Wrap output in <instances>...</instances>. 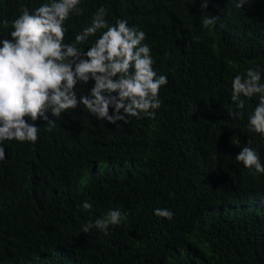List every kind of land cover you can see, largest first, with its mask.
Instances as JSON below:
<instances>
[{"label":"trees","instance_id":"trees-1","mask_svg":"<svg viewBox=\"0 0 264 264\" xmlns=\"http://www.w3.org/2000/svg\"><path fill=\"white\" fill-rule=\"evenodd\" d=\"M46 2L0 0V21L17 18L21 4ZM237 2L207 0L202 10L201 0H81L66 42L101 6L109 23L123 18L145 31L153 68L168 79L162 107L155 119L128 117L119 128L83 112H48L56 126L35 121V144L4 141L0 264H264V174L235 159L250 142L264 163V135L248 131L259 95L242 97L244 109L231 100L237 73L259 66L264 83V0ZM202 15L220 19L203 29ZM93 82L78 84L77 96ZM113 209L126 219L107 235L80 233Z\"/></svg>","mask_w":264,"mask_h":264},{"label":"clouds","instance_id":"clouds-1","mask_svg":"<svg viewBox=\"0 0 264 264\" xmlns=\"http://www.w3.org/2000/svg\"><path fill=\"white\" fill-rule=\"evenodd\" d=\"M246 2L238 0L235 7L242 8ZM80 4L81 0H49L35 9L21 4L17 18L0 21V27L10 28L0 35V161L6 158L4 141L37 142L39 129L34 122L38 119L47 121L48 131L55 128L48 112L56 118L83 112L119 128L117 122L129 123L128 117L155 119L156 110L162 107L159 93L168 79L158 76L153 68L151 47L143 43L145 31L130 27L123 18L109 23L108 10L101 6L74 40L66 42V22L71 14H82ZM207 6V0H201V9ZM219 19L202 15V28H215ZM89 38L94 41L86 51ZM261 79L259 66L237 73L231 81V100L237 109H244L242 97L259 95L248 117V131L264 135ZM90 80L94 85L89 93L78 97L77 85ZM110 107L114 110L111 115ZM229 115L241 117L242 113L230 111ZM249 145L242 147L235 159L254 175L264 174L257 149ZM81 207L91 210L93 205L85 200ZM154 215L172 220L174 214L157 208ZM125 219L119 209L109 210L82 226L80 233L96 228L107 235L110 226H119Z\"/></svg>","mask_w":264,"mask_h":264},{"label":"rangeland","instance_id":"rangeland-1","mask_svg":"<svg viewBox=\"0 0 264 264\" xmlns=\"http://www.w3.org/2000/svg\"><path fill=\"white\" fill-rule=\"evenodd\" d=\"M263 207H264V206H262L261 211H263ZM252 208H253V209H257L256 204H255V205H252ZM237 211H241V212H242V211H244V209H242V208L239 207V208H237Z\"/></svg>","mask_w":264,"mask_h":264}]
</instances>
